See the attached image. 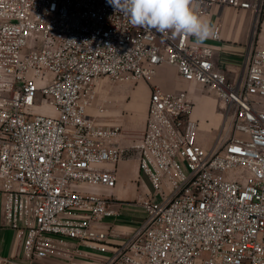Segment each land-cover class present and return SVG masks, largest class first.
<instances>
[{
    "label": "built area",
    "instance_id": "built-area-1",
    "mask_svg": "<svg viewBox=\"0 0 264 264\" xmlns=\"http://www.w3.org/2000/svg\"><path fill=\"white\" fill-rule=\"evenodd\" d=\"M193 7L204 18L230 7L257 20L264 0ZM246 58L231 82L210 46L134 27L107 0H0V194L24 257L73 261L86 249L105 255L101 264H264V46L253 42ZM164 65L215 94L224 121L209 149L193 101L154 84ZM103 77L151 86L137 150L152 191L131 203L145 219L119 242L99 226L115 215L114 199L95 190L117 186L100 166L122 159L110 143L122 126L87 113ZM47 102L57 116L28 111Z\"/></svg>",
    "mask_w": 264,
    "mask_h": 264
},
{
    "label": "crops",
    "instance_id": "crops-1",
    "mask_svg": "<svg viewBox=\"0 0 264 264\" xmlns=\"http://www.w3.org/2000/svg\"><path fill=\"white\" fill-rule=\"evenodd\" d=\"M207 19H210L213 25V32H218L219 40L213 41L210 37L201 45L211 44L214 51L215 68L228 81H238L245 73L246 57L250 45L253 42L258 44V35L261 23L264 21V13L262 20L258 23V30H256V17L252 13L230 7L214 8ZM193 40L196 42L195 37H193ZM166 75L169 79H166ZM175 79L181 81V83L189 84L178 77L175 68L161 66L157 69L154 84L165 91L185 92L188 98H191L189 86H180L175 82ZM139 82L137 86L131 88L125 87L121 90L111 91L108 94L111 103L105 99L103 101L104 105L91 106L89 110L90 116L96 117L101 123H119L122 126L121 135L110 142L113 146L119 148L123 156L122 159L117 164L105 163L100 166L104 171L116 173L117 186L113 190H106L105 188L95 190L101 196L114 199L110 208L115 212V215L104 218L101 225H99L101 228L112 231L115 236L112 238L114 242L123 240L144 221V211L141 208V210H137L134 208L136 206L131 203L151 192L148 180L142 176L139 170V152L137 150L145 130L151 86L143 81ZM193 85L197 87L196 83ZM98 88L97 83V94L100 93ZM100 95L102 96L103 93H100ZM125 97H129L130 100L128 102L124 101ZM100 107L105 108V112L102 114H99L98 109ZM219 118L216 117L215 124L217 125L215 127L210 126V134H213L210 141V137L209 139L203 138L202 129L205 125L198 120L195 111L193 113V119L198 123V143L205 149H209L220 134L224 116L221 115V118ZM219 122L220 128L216 131ZM3 200L4 197L0 194V264H101L105 260V255L86 249H83L82 258L73 261L53 258L33 260L25 258L21 234L6 226Z\"/></svg>",
    "mask_w": 264,
    "mask_h": 264
},
{
    "label": "clouds",
    "instance_id": "clouds-1",
    "mask_svg": "<svg viewBox=\"0 0 264 264\" xmlns=\"http://www.w3.org/2000/svg\"><path fill=\"white\" fill-rule=\"evenodd\" d=\"M115 11L124 13L134 27L160 34L195 37L202 44L214 31L210 19L199 15L194 0H107Z\"/></svg>",
    "mask_w": 264,
    "mask_h": 264
},
{
    "label": "rangeland",
    "instance_id": "rangeland-1",
    "mask_svg": "<svg viewBox=\"0 0 264 264\" xmlns=\"http://www.w3.org/2000/svg\"><path fill=\"white\" fill-rule=\"evenodd\" d=\"M262 18H263V15L257 19L256 30H258V23L262 20ZM255 33H256V31H255ZM258 44L264 45V21L261 23L260 33L258 35ZM206 45L210 46L213 49V46L211 44H206ZM25 50L29 51L30 48L28 47ZM164 66L168 67L167 65H164ZM166 79H169V77L167 75H166ZM175 82L180 86L181 85L189 86V95L191 96L193 103L195 104L194 111L198 117V120L200 122H203L205 125L204 128L202 129V132L204 133L203 138L209 139V137H210V141H211L213 134L212 135L210 134V126L215 127V125H217V124H215L216 117L221 118V115L223 117V111L218 104V100H217L215 94L210 92L208 90V88H206L204 85H201V84H196L197 87H194V85H193L194 82H188L189 84H185L183 82L181 83V81H179L177 79H175ZM97 83H98V87H99L98 88L99 92L103 93V95H106L107 97L103 96V95L101 96L100 93L97 94V90H96ZM139 83L140 82L114 83V82L110 81V79H108L107 77H103V78L99 79L93 88V91L95 93V98L92 101L91 105L88 106L87 113L90 115L89 110H90L91 106L96 107L97 105H102V104L104 105L103 101L105 99L108 100L109 103H111L110 99H109L110 96H108V94L111 91L121 90L125 87L131 88V87L137 86ZM123 100L128 102L130 100V98L125 97ZM28 111L30 113L40 114V115H45V116H50V117H55L58 114V112L54 108V106L48 102L42 103L40 106L35 107V108H29ZM219 128H220V122L216 128V131H218ZM134 208H136L137 210H141L137 206Z\"/></svg>",
    "mask_w": 264,
    "mask_h": 264
}]
</instances>
